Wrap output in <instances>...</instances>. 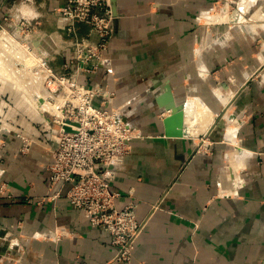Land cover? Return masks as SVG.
<instances>
[{"label": "crops", "instance_id": "0c3cea01", "mask_svg": "<svg viewBox=\"0 0 264 264\" xmlns=\"http://www.w3.org/2000/svg\"><path fill=\"white\" fill-rule=\"evenodd\" d=\"M27 1L44 13L37 14L38 24L51 25H43L49 30L38 37L41 54H51L50 64L57 72L76 68L71 65L74 37L57 16L68 0ZM209 6L210 0H116L106 60L97 69L89 64L81 75L89 85L109 86L116 94L114 105H124V120L144 135L132 142L113 182L119 193L117 208L134 202L138 220H149L131 264H264V71L261 81L231 106L245 117L238 143L247 157L246 163L242 161L244 151L239 149L230 155L229 168L243 169V179L227 196L225 187L233 185V179L222 178L228 146L216 119L227 98L217 95L215 79L205 76L230 62L220 76L240 77L259 63L252 44L236 34L229 36V45L204 55L208 69L194 64L201 33L196 18ZM75 29L78 38L90 33V26L82 22L77 21ZM91 39L97 41L94 35ZM0 83L15 98V110L28 116L18 131L33 141L26 153L16 135L5 138L1 147L0 264H123L112 262L111 235L93 227L83 211L72 207L66 196L70 186L51 184L49 166L57 142L47 132L42 114L33 108L29 89ZM167 90L173 103L183 106L181 135L167 132L165 121L171 111L162 107ZM191 109L196 111L193 119ZM203 111L211 114L207 123L212 130L196 137V125L200 132L206 131L207 123L200 119ZM229 127L234 137L236 126ZM205 138L210 152L198 153ZM56 230L65 234L58 241L34 238Z\"/></svg>", "mask_w": 264, "mask_h": 264}, {"label": "built area", "instance_id": "2783aa9c", "mask_svg": "<svg viewBox=\"0 0 264 264\" xmlns=\"http://www.w3.org/2000/svg\"><path fill=\"white\" fill-rule=\"evenodd\" d=\"M57 14L66 24L63 29L74 37L71 65L76 68L66 67L64 72H57L50 66L51 54H40L43 64L36 72L41 71L46 88L36 100L42 118L49 125L47 132L57 142L49 166L50 181L53 186L69 185L66 196L72 207L83 211L93 227L111 235L115 249L112 262L131 264L147 221L138 220L134 202L117 208L119 193L113 190V182L131 152L132 142L144 135L124 120V105H114L116 94L109 86L81 81L86 66L94 63L93 69H97L106 60L114 32L112 4L110 0H68ZM77 21L90 26L88 37L76 36ZM92 35L97 41H92ZM98 99L99 106L95 104ZM11 135L22 140L23 153L29 151L32 139L9 130L3 137ZM3 142L0 141L1 145ZM49 236L58 241L65 234L56 230L44 238L51 239Z\"/></svg>", "mask_w": 264, "mask_h": 264}, {"label": "rangeland", "instance_id": "374dc122", "mask_svg": "<svg viewBox=\"0 0 264 264\" xmlns=\"http://www.w3.org/2000/svg\"><path fill=\"white\" fill-rule=\"evenodd\" d=\"M241 6L244 8H241ZM39 12L43 16L44 13L42 9H39L34 3L27 0H0V60L4 62L7 67L10 66L21 82L29 89L31 100L36 98L39 93H45L44 88H46V86L41 78V71H38L39 73L36 72L39 67V63L37 64V62L34 61L36 62L34 65L29 64L27 59L31 57L35 60V57L31 54H34L38 59L40 58L41 53L39 46H35L37 51L32 49L30 54V51L26 50L27 45L25 46L22 44L26 43L27 38L40 40L38 37H41L45 30L48 32V28L44 30V26H51L48 22L45 21V24L43 22L44 26L38 24V21H41V17H39L40 19H37V14ZM237 17L240 19L239 21L236 20ZM196 19L200 25L201 33L198 36L199 40L196 42L193 52L192 60L195 65L200 63V65L204 66L205 69H208L209 67L204 59V55L212 52L213 49L217 48L219 45H229V36L234 37L236 34H239L242 38L245 37L252 44L255 59L259 63L256 70L252 72L250 71V74H242L240 77L231 74L225 77L226 80H223V77L220 76V74L223 73V68L227 67L230 62L228 65L226 64L221 66V69L211 72L210 76H205L207 79H210L211 77L214 78L216 82L215 88L217 89V95L222 98H227L226 106L222 108V112L217 115L216 119L219 129L224 131V142H226L228 146L227 151L223 154L225 165L223 166L224 171L222 174V178L223 175H226L227 179H233V185L225 187L226 191L224 193L228 196L235 190L238 183L240 184L243 179V172H241L243 169L240 171L234 167L233 169L229 168V165L231 164L229 156L237 153L238 149L242 150V146L238 143V129L241 122L245 119L244 116H239V114H236L235 111H232L233 109H231V106L234 105L235 101L253 83L261 81V74L264 71V60L262 61V59H264V0H210V6L201 12ZM23 24L25 25L23 26ZM240 25L243 26V28H235V26ZM220 39L224 41L223 44L214 43V41L219 42ZM15 40L22 42V44H17ZM0 66L2 65L0 64ZM244 72H247V70ZM0 80L14 84V82L9 81L2 75H0ZM223 82L224 85H222ZM15 84L18 85L19 83L17 84L16 82ZM2 88L3 84L0 83V141L4 140V132H7V130L17 132L19 128H21L24 118H28V116H25L22 111L15 110L17 109L15 98L8 90H3ZM195 112L191 109L189 116L190 119L194 118ZM5 124H7V128L5 127ZM207 124L205 126L206 131L204 132L199 131V125L193 123L190 124L192 127L196 125L193 136H202V134L207 136V134L212 130V127L210 126V128H208L209 124ZM188 125L189 123H186L185 127ZM229 126H233L234 128L236 126L237 130L234 137H232V134L229 132ZM43 127L44 125L40 126L41 129H43ZM1 147L2 145L0 143V155ZM210 147L211 144L207 138H205V140L201 139L197 152H210ZM242 151H244L242 155L244 159L242 161H245L246 163L245 158L247 157V154L245 150ZM248 153L249 157L253 155L251 152ZM260 156L261 155H259V157ZM145 220L147 221V227L149 220ZM47 234L37 233L34 235V238L37 240L45 239L44 236ZM49 238L51 239L45 240L53 241V237L49 236Z\"/></svg>", "mask_w": 264, "mask_h": 264}, {"label": "bare ground", "instance_id": "6f19581e", "mask_svg": "<svg viewBox=\"0 0 264 264\" xmlns=\"http://www.w3.org/2000/svg\"><path fill=\"white\" fill-rule=\"evenodd\" d=\"M246 5V4H245ZM245 5H244V7H245ZM243 6H241V8H244ZM236 20H240V19H238V17L236 18ZM16 41V40H15ZM38 41L39 40H37V41H30V40H28V39H26V43H23L22 44V42H18V41H16V43L18 44V43H20V44H22V45H27L26 46V50H28V51H30V54H31V50L32 49H34L35 48V46H37L38 45ZM110 43V42H109ZM33 44V45H32ZM41 53V52H40ZM31 55H33V56H35L34 54H31ZM42 55V54H41ZM41 55H40V58H38V60H34V58H28L27 60H28V63L29 64H32V65H34V63H36L37 62V64L39 63V66H40V64L42 63L43 64V60H42V57H41ZM34 61H36V62H34ZM0 64L2 65V66H0L1 68H0V75H2L4 78H7L9 81H11V82H14V83H16L17 82V84L19 85V87H21V88H23L24 90H27L26 88H25V84L24 83H22L21 82V80L19 79V77L16 75V73L14 72V71H12V68H10V66L9 67H7V65L4 63V62H2L1 60H0ZM28 92H29V90H28ZM30 94V93H29ZM30 96H31V94H30ZM37 98V97H36ZM36 98H34L33 100H32V105H33V108L37 111V112H39L40 114H41V112H40V110H39V108H38V105H37V100H36ZM201 109V108H200ZM207 112H208V110H207ZM206 111H203L202 113H201V115H200V119L201 120H203V122H204V124H206L209 120H211L210 118H211V114L210 113H207ZM208 125V124H207ZM241 153V152H240ZM242 154H243V152H242ZM231 158V156H229V159ZM235 160L237 161H239L240 160V157L239 156H235ZM242 160V159H241ZM232 162V161H231ZM242 163V162H241ZM235 164V163H234ZM239 164V163H238ZM236 165V164H235ZM224 181H226V180H224Z\"/></svg>", "mask_w": 264, "mask_h": 264}, {"label": "water", "instance_id": "95a60500", "mask_svg": "<svg viewBox=\"0 0 264 264\" xmlns=\"http://www.w3.org/2000/svg\"><path fill=\"white\" fill-rule=\"evenodd\" d=\"M112 4L113 14L116 16V0H110ZM166 103L162 105L166 111H171L170 117L165 121L168 134L181 135V127L183 122V106L177 107L172 100L171 93L167 90L163 93ZM162 96V98H163ZM164 101V100H163Z\"/></svg>", "mask_w": 264, "mask_h": 264}]
</instances>
